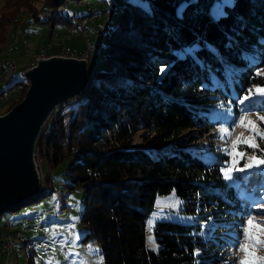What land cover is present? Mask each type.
I'll return each instance as SVG.
<instances>
[{"label":"trees","instance_id":"16d2710c","mask_svg":"<svg viewBox=\"0 0 264 264\" xmlns=\"http://www.w3.org/2000/svg\"><path fill=\"white\" fill-rule=\"evenodd\" d=\"M2 1L11 22L18 8L37 0ZM215 2L223 15L212 12ZM65 3V11L51 19L71 22V0H44L42 6ZM30 12L35 15V9ZM105 34V69L90 71L84 98L58 114L40 146L53 168L72 158L64 186L83 193L81 240L98 241L104 264H233L226 252L239 245L252 202L225 181L223 162L202 159L186 147L197 134L182 131L213 129L214 110L230 102L236 113L264 114V101L237 105L253 85L264 86V0H126ZM4 40L0 19V44ZM24 85L5 111L22 100L29 84ZM137 132L144 143L130 147ZM257 141L260 154L264 142ZM252 177L254 183L262 179L258 173ZM172 190L193 222L156 221L158 250H150L147 219L157 196ZM51 191L41 188L12 211ZM7 229L2 234H15Z\"/></svg>","mask_w":264,"mask_h":264},{"label":"rangeland","instance_id":"374dc122","mask_svg":"<svg viewBox=\"0 0 264 264\" xmlns=\"http://www.w3.org/2000/svg\"><path fill=\"white\" fill-rule=\"evenodd\" d=\"M129 1L137 2V0ZM125 2L126 0H71L66 13L71 15L75 9L76 14L71 17V22H65L58 20L59 18H56L57 21L51 18L64 12L67 2L58 8L53 6L43 8L44 0H37L31 2L30 8H18L17 20L6 22L8 20L6 16L8 4L5 5V2L0 0V19L5 27V40L0 44V65H2L0 66V74L2 67L6 71L9 69V63H14L17 66L9 83L0 82V91H2L0 93V114L4 113L12 101L20 95L25 87L24 84L26 82L29 84L23 70L34 63L36 56H47L51 52L61 50L57 54L87 57L89 72L105 69L106 65L103 63L106 44L105 29L115 24L118 13ZM217 4L218 2H215L211 8L212 12L216 14L219 10ZM113 6H115V12H112L114 11ZM34 9L35 15L32 16L30 11ZM87 14V18H79ZM37 15L45 22L39 21L36 18ZM13 16L14 14H11V17ZM8 75V72L6 76H3L2 73V78L4 79ZM8 85L9 87H7ZM257 88H264V86L253 85L250 89L255 90ZM8 95L10 98L3 101L4 96ZM245 95L238 100L237 105L245 106L252 102L264 101V97L253 96L242 104L240 101L244 99ZM84 96L85 93L60 105L59 108L57 107L58 109H55L43 127L37 141L35 158L40 169L41 188L48 186L52 191L32 204L0 214V240L4 236L2 233L7 232V226L12 234L15 233L12 235L14 244L10 246V251L8 250L10 242L6 241L7 244L0 243V264H100L101 259L102 264H104L98 241L95 238L88 241L81 240L85 232V226L80 221L83 209L82 190L80 188L69 190L64 186L66 179L64 169L72 158L66 159L62 164L53 168L46 155L41 151L43 146L42 135L49 124L56 119L62 110L76 106ZM220 106L213 112V117L216 120L214 129L202 132L191 127L184 129L182 134L190 132L197 134V139L186 147L202 159L218 158V161L224 163L222 168L224 177L223 169L228 167L231 162V157L224 149L229 148L231 140H235L238 136L247 137L251 135L248 129L239 126L240 120L245 118L252 120L260 130H264V122L259 119L264 114L255 110L236 113L235 104L231 102L224 104V107ZM67 119L68 117H65L66 121ZM222 127L229 129L231 140L220 138L219 130ZM143 143L142 132H137L132 138L130 147H140ZM256 143L258 144L257 140ZM240 150H246L249 156L253 154L260 156L256 150L254 152L246 145H241ZM245 162L246 158L241 160L239 166L243 167ZM253 173L260 174L262 179L260 178L254 183L256 179L252 177ZM48 175L50 178L47 180ZM233 177L240 179L231 181L224 179L234 187L240 197L252 202L249 213L244 220L242 239L239 245L237 248L227 249L226 252L227 258L233 264H239V261L244 258V253L240 251L239 246L246 243L244 229L248 227V221L251 219L264 226V189L258 188V186L264 185V165L244 172H233ZM246 185H251V187L247 188ZM193 217L194 215L181 211V199L174 190L165 195H158L153 211L146 222L147 247L153 251L158 250V244L153 233V226L156 221L172 220L191 223ZM18 232H22L23 236L20 237L21 234L17 236L16 233ZM150 238L154 239L155 247L150 243ZM25 239H29V241L23 244ZM31 242L34 243V247L26 252L25 247L33 244ZM252 251H255L257 256H264V246L252 249Z\"/></svg>","mask_w":264,"mask_h":264},{"label":"water","instance_id":"95a60500","mask_svg":"<svg viewBox=\"0 0 264 264\" xmlns=\"http://www.w3.org/2000/svg\"><path fill=\"white\" fill-rule=\"evenodd\" d=\"M89 73L87 57L73 54L36 56L23 70L24 97L0 114V214L41 193L37 141L55 109L84 93Z\"/></svg>","mask_w":264,"mask_h":264},{"label":"snow or ice","instance_id":"6c2138e0","mask_svg":"<svg viewBox=\"0 0 264 264\" xmlns=\"http://www.w3.org/2000/svg\"><path fill=\"white\" fill-rule=\"evenodd\" d=\"M228 0H226V3ZM139 3V0H137ZM183 8V6H182ZM182 8L178 10V14H182ZM218 15H223L222 8L218 10ZM164 68L161 69L163 73ZM253 96L264 97V88H257L255 90H248V94L244 96V99L240 103H244L247 100H250ZM220 107H224L221 105ZM230 111V109H229ZM261 122H264V116L259 117ZM239 126L248 129L251 135L244 137L243 135L238 136L235 140H231V132L228 128L222 127L219 130V135L222 140H231V146L225 148L224 151L231 157V162L228 167L223 169L224 178L227 180L240 179L239 177L234 178L233 172H244L245 170L260 167L264 165V149H260V156L255 154L249 156L246 150H240L241 145H246L247 148L254 150L258 149V144L256 143L257 138L261 142H264V130H260L254 121L241 119ZM246 158V162L243 167H240L241 160ZM245 244H241L239 249L244 253V258L239 261V264H264V256H257L255 251L252 249H258L261 246H264V226H261L259 223H255L253 220L248 221V227L244 229ZM150 243L155 247L154 239L150 238ZM102 264V259L100 261Z\"/></svg>","mask_w":264,"mask_h":264},{"label":"built area","instance_id":"2783aa9c","mask_svg":"<svg viewBox=\"0 0 264 264\" xmlns=\"http://www.w3.org/2000/svg\"><path fill=\"white\" fill-rule=\"evenodd\" d=\"M8 66H11V67L13 66L12 67V74L17 69V66L14 63H9ZM0 82L1 83L6 82V81H2V72L0 74ZM9 98H10L9 95L8 96H4L3 101L8 100ZM20 234H21L20 232L16 233L17 236H19ZM6 241L10 242L9 244L12 245L13 244V236L9 235V234H7L6 236L4 235L3 238L0 240V243H7ZM9 244H8V250H10V245Z\"/></svg>","mask_w":264,"mask_h":264},{"label":"bare ground","instance_id":"6f19581e","mask_svg":"<svg viewBox=\"0 0 264 264\" xmlns=\"http://www.w3.org/2000/svg\"><path fill=\"white\" fill-rule=\"evenodd\" d=\"M0 66H2V65H0ZM2 73H3V76L5 75L6 76V74H7V72L9 73V75H8V77H6V78H2V81H8L9 80V78L12 76V67L11 66H9V69L6 71V70H4V68L2 67V71H1ZM5 83V82H4ZM5 101H7V100H5ZM214 129V128H213ZM212 130V129H211ZM7 244V243H6ZM14 244V243H13ZM10 246H13V245H10ZM33 246H34V244H30V245H26V247H25V250H26V252H29V250L30 249H33ZM10 251V250H9Z\"/></svg>","mask_w":264,"mask_h":264},{"label":"crops","instance_id":"0c3cea01","mask_svg":"<svg viewBox=\"0 0 264 264\" xmlns=\"http://www.w3.org/2000/svg\"><path fill=\"white\" fill-rule=\"evenodd\" d=\"M59 51H61V50H59ZM59 51H56V53H59Z\"/></svg>","mask_w":264,"mask_h":264}]
</instances>
